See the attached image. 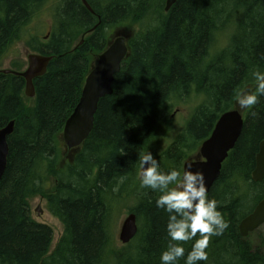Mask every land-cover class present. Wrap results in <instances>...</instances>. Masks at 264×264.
I'll return each instance as SVG.
<instances>
[{
    "label": "trees",
    "instance_id": "16d2710c",
    "mask_svg": "<svg viewBox=\"0 0 264 264\" xmlns=\"http://www.w3.org/2000/svg\"><path fill=\"white\" fill-rule=\"evenodd\" d=\"M85 1L92 11L82 0H0V67L19 42L52 55L46 72L33 79V98L25 96L22 76L0 70V126L14 121L0 179V264H161L168 214L156 207L158 192L140 187V154L151 151L161 170L182 173L219 116L237 107L236 91L254 90L253 71L264 72V0H175L167 12L165 0ZM43 10L52 24L40 38L30 26ZM117 27L134 30L129 54L112 93L98 102L88 137L63 162L65 120ZM221 37L225 44L216 48ZM11 66L22 70L17 60ZM191 95L200 101L185 127L160 148L170 103ZM243 115L240 136L208 192L227 227L210 238L208 259L199 264H264V245L254 246L238 230L264 199V179L251 177L264 139V96ZM37 196L63 226L52 249L51 227L31 216ZM130 198L137 233L116 248L112 212ZM193 242H178L185 257Z\"/></svg>",
    "mask_w": 264,
    "mask_h": 264
},
{
    "label": "water",
    "instance_id": "95a60500",
    "mask_svg": "<svg viewBox=\"0 0 264 264\" xmlns=\"http://www.w3.org/2000/svg\"><path fill=\"white\" fill-rule=\"evenodd\" d=\"M174 2L175 0H165L164 10L167 12ZM82 3L92 11L85 0H82ZM132 34L133 30L129 28L116 29L107 47L91 65L80 98L67 117L61 133V139L66 149H70L72 153H75L88 137L93 127L94 115L100 98L112 93L114 76L119 72L123 59L129 54L128 40ZM51 59L52 55L28 53L26 57L27 67L24 70L3 69L2 71L22 76L25 81L24 94L26 97L33 98L35 96L33 79L46 72ZM13 127V120L4 126H0V179L7 165L9 153L7 137L12 133ZM242 127L243 115L239 108L235 107L222 113L209 137L201 143L195 154L183 161L182 173L189 165H192V171L202 172L209 192L219 176L223 161L239 138ZM251 177L253 181L264 179V139L259 144ZM39 211L38 206L37 212ZM262 224H264V199L259 201L253 210L240 220L238 224L239 234L242 237H247L249 233ZM136 233V215L130 212L121 224L119 240L122 244H127Z\"/></svg>",
    "mask_w": 264,
    "mask_h": 264
},
{
    "label": "clouds",
    "instance_id": "9594fccd",
    "mask_svg": "<svg viewBox=\"0 0 264 264\" xmlns=\"http://www.w3.org/2000/svg\"><path fill=\"white\" fill-rule=\"evenodd\" d=\"M255 89L236 91L234 100L241 110H250L264 96V72L253 71ZM189 165L183 173L176 169H160L151 151L139 156L138 177L141 188H149L159 195L156 207L168 214L166 232L169 242L160 255L161 264H177L182 257L185 264L207 261L206 249L212 236L221 235L227 224L218 211V202L209 198L204 174L192 171ZM197 234L199 237L197 238ZM193 240L185 257L181 243Z\"/></svg>",
    "mask_w": 264,
    "mask_h": 264
},
{
    "label": "rangeland",
    "instance_id": "374dc122",
    "mask_svg": "<svg viewBox=\"0 0 264 264\" xmlns=\"http://www.w3.org/2000/svg\"><path fill=\"white\" fill-rule=\"evenodd\" d=\"M233 20H236L235 17H233ZM233 23L234 22L232 21V23L229 25L231 31L233 29ZM51 24H52V17L50 15V11L43 10L40 14V17L38 19H35V21L31 23L30 30L32 34H37L41 38L42 36L46 35V31ZM227 32L230 34V31ZM47 36L48 35H46L45 37ZM224 44H225V38H222V41L217 43L215 47L218 48L220 46H223ZM28 53H34V52L31 51L23 42L14 44L10 49L7 57L3 60V64L1 65L0 69L2 70L12 69L11 62L13 60H17L22 64L21 68L22 70H24L27 67L26 57ZM199 101H200L199 97L191 95V97L186 102L170 103L171 105H169L170 106L169 111L165 112L166 121L161 127V130L158 132V135H160V143H159L160 148L166 147L170 142L174 140L175 136L183 130L189 116L191 115L194 107L198 104ZM237 108H239L238 105ZM195 152L191 153V155L194 154ZM69 155L70 152L66 151L64 148L63 162L66 159H68ZM133 204H134V200L132 198L127 199L123 203L121 209L117 207L112 212L111 220L113 223L112 229H113V237H114V246L116 248H121L122 246H124L119 240V231L123 219L130 213L127 211L128 207L132 206ZM38 206H40V210H41V213L39 215L35 213V210L38 209L37 208ZM30 210H31L32 218H34V220L44 223L49 227H51L52 237H53L51 244V249H52L55 246L58 238L60 237L63 231V226L61 222L56 217L50 214V212L46 208L45 199L40 196L34 197L30 200ZM117 211H119V213ZM116 212L118 213V216L116 215ZM248 239L254 246H257L260 243L264 245V224L259 226L253 232L249 233ZM262 247L264 253V246Z\"/></svg>",
    "mask_w": 264,
    "mask_h": 264
},
{
    "label": "flooded vegetation",
    "instance_id": "af4514ba",
    "mask_svg": "<svg viewBox=\"0 0 264 264\" xmlns=\"http://www.w3.org/2000/svg\"><path fill=\"white\" fill-rule=\"evenodd\" d=\"M114 31V30H113ZM111 39H112V33L110 34V39H109V41H111ZM38 208V207H37ZM39 210H40V206H39ZM30 212H31V210H30ZM35 213L37 214V215H39L40 213H41V210L39 211V212H37V210H35ZM32 216V215H31ZM34 219V218H33ZM38 222V221H37ZM39 223H41V222H39ZM44 224V223H43Z\"/></svg>",
    "mask_w": 264,
    "mask_h": 264
},
{
    "label": "bare ground",
    "instance_id": "6f19581e",
    "mask_svg": "<svg viewBox=\"0 0 264 264\" xmlns=\"http://www.w3.org/2000/svg\"><path fill=\"white\" fill-rule=\"evenodd\" d=\"M80 95H81V94H80ZM79 98H80V97H79ZM65 121H66V120H65ZM91 130H92V129H91ZM8 136H9V135H8ZM82 143H83V142H82ZM82 143H81V144H82ZM79 147H80V146H79ZM79 147H78V149H79ZM254 207H255V206H254ZM135 235H136V234H135ZM134 237H135V236H134Z\"/></svg>",
    "mask_w": 264,
    "mask_h": 264
}]
</instances>
